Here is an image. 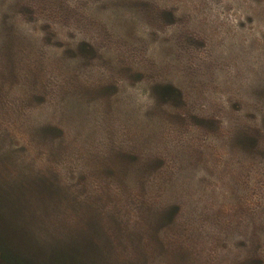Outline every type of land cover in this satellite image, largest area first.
<instances>
[{"label": "rangeland", "instance_id": "1", "mask_svg": "<svg viewBox=\"0 0 264 264\" xmlns=\"http://www.w3.org/2000/svg\"><path fill=\"white\" fill-rule=\"evenodd\" d=\"M0 191L30 264H264V0H0Z\"/></svg>", "mask_w": 264, "mask_h": 264}, {"label": "trees", "instance_id": "2", "mask_svg": "<svg viewBox=\"0 0 264 264\" xmlns=\"http://www.w3.org/2000/svg\"><path fill=\"white\" fill-rule=\"evenodd\" d=\"M3 198L11 200L13 203L16 200V199H14V196L12 194H8L7 192L0 191V199H3ZM13 210H14V208H13ZM15 210H18V209L15 208ZM10 211H12V210H10ZM11 214H13V212ZM89 222L92 223L91 221H89ZM0 258L2 259L0 264H30V262L26 261L21 256L16 254V250L14 248H12L10 246L5 247V246H3V244L1 242H0Z\"/></svg>", "mask_w": 264, "mask_h": 264}]
</instances>
